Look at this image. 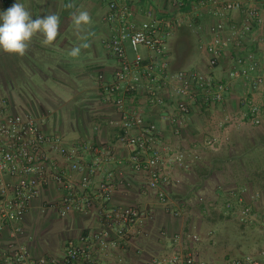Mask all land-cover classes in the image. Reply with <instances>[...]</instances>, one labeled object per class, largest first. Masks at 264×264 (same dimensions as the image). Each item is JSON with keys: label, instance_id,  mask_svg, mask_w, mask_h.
Here are the masks:
<instances>
[{"label": "crops", "instance_id": "crops-1", "mask_svg": "<svg viewBox=\"0 0 264 264\" xmlns=\"http://www.w3.org/2000/svg\"><path fill=\"white\" fill-rule=\"evenodd\" d=\"M232 1L245 4V0ZM17 2L24 4L34 19L58 14L60 33L50 46L42 44L43 36L33 37L23 57L0 51V114L32 117L44 133L59 135L66 148L81 142L106 147L112 153L111 161L99 172L90 174L89 186L84 192L77 186L87 170L70 172L76 186L74 192L91 202L90 209L58 217L54 205L62 190L53 181L31 203L21 223L24 233L20 240L32 256L61 259L64 248L75 244L82 234L90 242L96 264H151L176 252L191 253L206 264H222L264 251V85L250 96L246 82L236 78L229 81L220 103L209 104L197 96L191 113L178 118L173 112L177 98L172 94L177 83L171 78L178 71L194 70L223 80L236 55L244 62L251 55L258 64V75L264 73L263 30L258 28V43L249 38L242 49L230 46L217 67L209 69L208 37L200 32L211 20L208 9L199 8L194 10V15L188 12L181 15L182 23L169 40V78L160 91L164 104L150 103L146 94L134 98L136 107L158 130V147L184 156L186 167L173 168L170 172L175 182L165 188L166 200L161 202L156 191L147 187L146 172L132 169L130 150L117 141L115 111L100 95L98 75L104 74L109 80L116 65L102 45L107 32L103 20L107 0ZM126 2L133 9L137 23L170 13L168 0ZM258 5L264 22V0H258ZM78 10H87L92 17V24L85 26L81 33L76 32L71 21L72 13ZM229 22L240 23L241 14L231 13ZM89 32L95 35H88ZM81 36H87L91 47L82 49L80 56L73 58L69 52L84 42ZM72 92L78 94L77 104L72 101ZM250 99L259 109L258 125H253L248 117ZM76 105L80 125L78 137L71 138L79 139L69 142L54 123H70ZM172 117L177 118L176 124L170 122ZM210 140L215 142V147L207 145ZM92 157L90 152L82 153L80 160L87 166ZM52 158L61 174L69 175L68 164L55 152ZM107 172L113 173L116 179L111 202L104 210L135 208L143 217V225L122 227L123 236L119 239L115 235L117 227L113 228L110 233L116 247L104 253L91 238L105 228L99 215L102 202L96 188ZM4 180L16 181L8 176ZM227 203L236 208L234 213L225 209ZM245 207L251 210L253 220L241 224L238 214ZM41 221L47 224L49 233L43 237L44 243L37 242L34 235V227Z\"/></svg>", "mask_w": 264, "mask_h": 264}, {"label": "built area", "instance_id": "built-area-1", "mask_svg": "<svg viewBox=\"0 0 264 264\" xmlns=\"http://www.w3.org/2000/svg\"><path fill=\"white\" fill-rule=\"evenodd\" d=\"M18 0H0V8H9ZM245 4L232 0H168L167 15L150 18L137 23L134 11L126 0H107L104 22L107 32L102 45L116 65L109 80L99 74L100 95L110 104L117 116L115 127L117 141L130 150L129 162L136 172L147 174V187L156 191L157 198L165 202V188L175 182L170 176L173 168H184V156L169 149L158 147L159 133L152 121L136 107L134 98L146 94L150 103L163 105L160 94L168 74L169 40L176 27L182 23V16L194 15V10L207 8L211 20L200 32L208 37L207 67L214 69L224 52L230 46L242 49L246 39L258 43V28L264 32V22L258 0H245ZM188 10V11H187ZM241 14V22H229L230 14ZM191 27V24H188ZM263 41V38L262 40ZM234 62L225 73L224 79H215L210 74L181 70L171 78L177 83L172 94L177 98L173 107L178 118L188 116L196 97L209 104L220 103L229 87V81L241 78L246 82L251 96L264 85V73L258 75V64L248 56V62L236 55ZM248 117L253 125H258L259 109L250 99ZM176 124L177 118H169ZM210 148L215 142L207 141ZM56 153L68 164L69 175L63 176L52 154ZM92 153L90 163L85 166L80 160L82 153ZM167 155L164 156L163 154ZM112 160V153L106 147H95L78 142L71 148L61 143L59 135L44 133L30 116L0 114V264H96L90 242L80 236L75 244L64 248L61 259L50 256L34 257L21 242L22 220L31 203L41 191L55 182L61 188V197L54 205L58 217L65 218L70 213H81L91 207V202L74 192V180L70 172L87 170L77 188L87 190L90 174L99 172L103 165ZM4 176L15 178V183L4 180ZM115 176L104 174L97 185V194L102 202L100 218L104 230L92 236L97 249L108 253L116 247L111 239V230L116 228V237L122 238L124 226L143 225L142 215L132 207L105 209L111 202ZM42 213L44 210H42ZM253 214L247 207L238 214L240 223H250ZM196 240V236L193 237ZM151 264H206L191 253L176 252ZM222 264H264V251L256 255H246L240 259Z\"/></svg>", "mask_w": 264, "mask_h": 264}, {"label": "clouds", "instance_id": "clouds-1", "mask_svg": "<svg viewBox=\"0 0 264 264\" xmlns=\"http://www.w3.org/2000/svg\"><path fill=\"white\" fill-rule=\"evenodd\" d=\"M72 7V5H69ZM71 21L77 33L85 30V26L92 24V17L87 10H78L71 15ZM61 20L56 13L33 18L31 12L20 2L13 3L9 8L0 11V51L8 55H26L33 37L43 36L42 44L50 46L56 41L60 33ZM94 36L95 33L89 32ZM84 41L74 46L69 55L77 58L82 49H88L91 44L87 36H81Z\"/></svg>", "mask_w": 264, "mask_h": 264}, {"label": "rangeland", "instance_id": "rangeland-1", "mask_svg": "<svg viewBox=\"0 0 264 264\" xmlns=\"http://www.w3.org/2000/svg\"><path fill=\"white\" fill-rule=\"evenodd\" d=\"M72 95H74V98H72V101L75 100L74 103H78L79 100L77 99L78 98V94L75 93V92H72ZM74 116H72V120L71 122L67 123V121H64V122H55L54 125L56 127V130L60 133L61 131L63 132V135L64 136V139H67L69 142H72L73 140L75 141L76 139H79V138H71L72 136H77V132L79 130V117H78V105H76V107L74 108ZM76 133V134H75ZM78 137V136H77ZM66 143V140H64V144ZM34 231H35V238L37 242H42L44 243V241L42 240L44 236L48 235V227H47V224L46 223H42L39 222L35 225L34 227Z\"/></svg>", "mask_w": 264, "mask_h": 264}, {"label": "trees", "instance_id": "trees-1", "mask_svg": "<svg viewBox=\"0 0 264 264\" xmlns=\"http://www.w3.org/2000/svg\"><path fill=\"white\" fill-rule=\"evenodd\" d=\"M226 205H225V209L228 211V213L232 214V213H234L236 211V208L233 206L232 203H227ZM263 224H264V219H263ZM81 236H83V234ZM78 264H82V263L80 262Z\"/></svg>", "mask_w": 264, "mask_h": 264}]
</instances>
